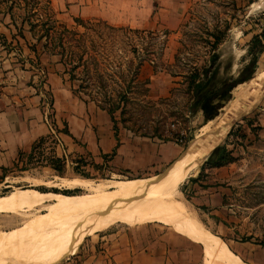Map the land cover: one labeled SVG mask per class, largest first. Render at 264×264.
<instances>
[{"label":"rangeland","instance_id":"1","mask_svg":"<svg viewBox=\"0 0 264 264\" xmlns=\"http://www.w3.org/2000/svg\"><path fill=\"white\" fill-rule=\"evenodd\" d=\"M1 1L4 3L0 7L11 8L15 21L0 13L6 20V30L12 31L10 40L0 36V60L4 61V57L5 60L15 59L11 54L18 51V39L24 40V35L29 36L30 49L34 53L43 51L44 40L37 43L26 24L20 32L22 22H30L29 19L34 22L35 10L31 4L35 0ZM37 1L35 14L45 19L46 2ZM181 5L180 15L173 12V17L161 19L157 15L150 27L142 29L144 33H133L134 30L129 28L112 27L115 29L112 30L98 21H83L90 25L78 27L70 18L56 13L58 23L77 34L72 38L66 36L64 44L67 50L70 47L83 58L80 64L84 63L85 70L80 67L76 73L79 81L70 82L59 58L58 64L71 87L75 90L80 85L84 87L85 95L80 94L79 98L103 107L117 104L119 110L114 117L118 127L138 129L132 131L141 138L152 139L154 134L162 136L164 140H157L164 144L170 157L166 154L165 161H158L143 171L124 174L122 170L97 165L79 154L65 153L58 157L65 163L62 176H58L51 169L54 166L50 162L51 151L57 147L51 139L52 143L48 142L30 156L33 145L27 152H12L6 157L0 151V196L29 187H37L40 193L49 195L80 196L83 193L43 186L54 176L91 180L152 179L173 165L190 143L199 147L207 142L194 155L204 154L203 157L194 164L189 178L178 187L181 199L191 213L242 261L264 264V247L259 245L264 244V0H182ZM168 18H174L178 23L167 21ZM216 38H219L217 46L212 49L211 44ZM213 53L218 55L215 90L221 82H232L242 76L254 56L257 62L251 78L235 86L228 101H223L216 118L205 122L201 111H191L192 93L187 89V83L189 76H201L202 71L209 68ZM149 58L154 65L146 62ZM139 59L144 61L139 74L149 80L146 102L138 88L127 85ZM17 62L13 60L12 63L16 65ZM42 69L34 67L39 83L46 76ZM123 90L127 93L126 98H123ZM2 94L0 82V100ZM220 100L216 97L214 104ZM120 109L124 112L122 117ZM219 134L222 136L216 140L218 142L205 149ZM219 148L224 149V162L220 166L207 163ZM36 214L39 212L32 211L29 218H21L3 212L0 214V232L19 229ZM123 248L154 255L159 264H202L199 245L189 241L177 228L157 222L115 224L102 232L75 239L40 264H63L74 256L87 257L95 253L109 256Z\"/></svg>","mask_w":264,"mask_h":264},{"label":"crops","instance_id":"2","mask_svg":"<svg viewBox=\"0 0 264 264\" xmlns=\"http://www.w3.org/2000/svg\"><path fill=\"white\" fill-rule=\"evenodd\" d=\"M53 11L71 20L101 21L115 28L145 31L159 15H180L182 0H49ZM172 6V10L170 9ZM182 13V10H181ZM170 15V16H169ZM178 21L168 18L167 21ZM2 22V23H1ZM6 20L0 17V36L11 39ZM15 59L0 62V82L3 84L0 108V151L3 156L12 152L29 151L39 139L51 136L64 127L68 135L57 133L61 146L54 148L55 156L79 154L97 165L122 170L124 174L143 171L158 161H165L168 152L157 138H141L119 128L113 130L109 115L94 103L77 98L72 93L57 57L39 51L34 53L30 38L24 35ZM25 46L22 48V44ZM32 48V47H31ZM18 61L16 65L12 62ZM46 72L42 82L34 67ZM42 69V70H43ZM144 69V67H143ZM141 71V70H140ZM40 74V73H39ZM142 74H139V79ZM41 81V80H40ZM149 81V80H148ZM38 82V83H37ZM39 84V85H38ZM116 120V119H115ZM157 140V141H156ZM84 155V156H83ZM170 157V156H169ZM161 158V159H160ZM167 159V158H166ZM55 257V256H54ZM63 264H159L149 253H135L129 248L117 254L74 256Z\"/></svg>","mask_w":264,"mask_h":264},{"label":"bare ground","instance_id":"3","mask_svg":"<svg viewBox=\"0 0 264 264\" xmlns=\"http://www.w3.org/2000/svg\"><path fill=\"white\" fill-rule=\"evenodd\" d=\"M222 134L205 149L218 142ZM201 146L190 143L173 165L152 179L91 180L54 176L43 186L83 193L49 195L40 193L37 187H29L0 196V214L29 218L32 211L39 212L23 227L0 232V264H40L79 237L102 232L118 223L153 222L173 226L199 245L202 264H246L191 213L178 192L179 185L189 178L194 164L203 157L204 154L194 156Z\"/></svg>","mask_w":264,"mask_h":264},{"label":"trees","instance_id":"4","mask_svg":"<svg viewBox=\"0 0 264 264\" xmlns=\"http://www.w3.org/2000/svg\"><path fill=\"white\" fill-rule=\"evenodd\" d=\"M45 2L47 5V12L45 13V19L41 18L40 15L36 16L35 14L37 12L36 8L38 7L39 2L35 0V2L31 4L32 5L31 7L33 8V10H35V13L33 14L34 22L31 21L32 19H29L30 22L28 20H26V22H22L20 32L22 28L24 27V24H26L29 27L31 36L36 40L37 43H40L41 41L44 40V44L42 45L44 54L51 56V57L59 58L60 62L62 63V66L65 69V73L68 75L69 81L70 82L79 81V79H77L76 73L80 67L83 70H85L83 66L84 63L80 64V61L83 58L77 55V53L74 52L72 49H70V47L67 50L64 44L66 36H69L72 38V37H75L77 34L69 30L66 27V25L58 23V21L56 20V13L51 8L49 0H45ZM3 3L4 2L1 1L0 5ZM0 13L7 14L9 18L11 19V21L13 22L15 21L11 8L3 9L0 7ZM73 21L78 27H84L86 25H90L89 22H83L80 20H73ZM98 22L102 25L107 26V24L103 22H100V21ZM108 27H111V26H108ZM110 29L115 30L112 27ZM140 32H143V31L138 32L137 30H134L133 33H140ZM218 40L219 38H216L215 42L211 44L212 49L216 48ZM262 50H263V47L260 48V50L258 51V54H260ZM83 53L84 51H82L81 54ZM146 60H147L146 62L154 65L153 61L150 58ZM217 60H218V55L214 53L211 54L210 59H209V63H210L209 68H207V70H203L201 73V76H199L198 74H192L191 76H189L188 83H187V89L190 90L192 93L191 104H190L191 111L192 112H195V111L197 112L198 110L201 111L205 122H210L216 118L218 110L222 108L223 106V101L224 102L228 101L229 93L231 92L233 88H235V86H237L238 84L247 82L251 78L252 74L255 71L257 57L254 56V59L252 63L250 64V66L246 68L245 71H243V73L241 74L242 76H240L237 80L232 81V82H227V81L221 82L220 87L217 90H215L213 88V84L216 80V76L218 75L217 69H216L217 66H215L216 65L215 63L217 62ZM142 62L144 61L139 59L138 63L134 66L133 72L131 73L129 77L127 85L132 84L133 87L138 88L140 96L142 97V99L144 98L143 102H146L145 97L148 94L149 81L139 79V71L142 66ZM83 91H84V87L82 85L78 86L77 90L72 88V93L74 96L79 97L80 94L85 95ZM122 95H123V98L127 97V93L125 90H123ZM216 97H218V99H221V100L219 103L214 104ZM96 105L98 106L99 104H96ZM98 107L99 109H101L102 111H105L109 115L111 122L113 123V130L116 131V120L114 116L116 112H118L119 106H117V104H113L112 106H108V107L107 106L106 107L98 106ZM119 115L121 117L124 116V112L122 111V109H120ZM123 128L132 132L135 135H136L135 131H132V130H138V129H132V127L128 128L125 126H123ZM55 131L56 133L61 132L63 134L68 135V131L66 129L62 131H58V130H55ZM152 138L164 140L162 136L156 135V134L152 135ZM51 139H52L51 136H47L45 138H41L37 140L33 144L29 156L31 155V153H33L34 151H36L38 148L42 147L43 145L47 144L48 142L52 143ZM223 153H224L223 148H219L215 150L213 154L210 156L207 163L220 166L221 163L224 162ZM50 162L54 164V166H51V169L58 176H62L63 169L65 166L64 160L57 158L53 150L51 151ZM3 173H4V170H3ZM5 177L6 176L4 175L1 182L4 181ZM259 245L264 247L263 243Z\"/></svg>","mask_w":264,"mask_h":264},{"label":"built area","instance_id":"5","mask_svg":"<svg viewBox=\"0 0 264 264\" xmlns=\"http://www.w3.org/2000/svg\"><path fill=\"white\" fill-rule=\"evenodd\" d=\"M51 137H52V139L54 140V142H55L54 144H55V145L57 144V146H61V143H60V141L58 140L56 133H52ZM180 138H181V136H180ZM180 142H181V140H180Z\"/></svg>","mask_w":264,"mask_h":264},{"label":"water","instance_id":"6","mask_svg":"<svg viewBox=\"0 0 264 264\" xmlns=\"http://www.w3.org/2000/svg\"><path fill=\"white\" fill-rule=\"evenodd\" d=\"M209 138H211V137H209ZM166 171V170H165ZM162 175V174H161ZM161 175H159V176H161Z\"/></svg>","mask_w":264,"mask_h":264}]
</instances>
